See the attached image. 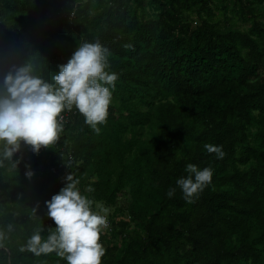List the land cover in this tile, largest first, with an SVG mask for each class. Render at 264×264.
Listing matches in <instances>:
<instances>
[{
    "label": "trees",
    "instance_id": "trees-1",
    "mask_svg": "<svg viewBox=\"0 0 264 264\" xmlns=\"http://www.w3.org/2000/svg\"><path fill=\"white\" fill-rule=\"evenodd\" d=\"M97 42L118 77L99 131L73 108L53 144L0 157V264H67L27 241L69 175L108 212L102 264H264V0H0V80L54 83ZM189 163L213 171L191 203Z\"/></svg>",
    "mask_w": 264,
    "mask_h": 264
},
{
    "label": "clouds",
    "instance_id": "clouds-1",
    "mask_svg": "<svg viewBox=\"0 0 264 264\" xmlns=\"http://www.w3.org/2000/svg\"><path fill=\"white\" fill-rule=\"evenodd\" d=\"M109 68L107 50L98 42L76 48L53 75L54 83L34 75L31 64L12 65L0 80V157L11 160L22 142L36 153L41 146L53 144L63 127L62 113L73 108L83 115L86 124L99 131L97 126L106 121L111 90L118 78ZM204 147L218 159L224 157L222 146ZM185 171L187 176L178 178L176 185L185 201L191 203L211 183L213 171L191 163ZM25 175L30 178L33 173L29 170ZM77 183L69 175L66 185L46 201L55 230L47 239L42 238L40 230L34 232L27 247L37 255L56 251L67 264H102L105 249L100 237L109 216L93 210L92 201L81 194ZM174 194L175 188L167 192L169 197Z\"/></svg>",
    "mask_w": 264,
    "mask_h": 264
},
{
    "label": "built area",
    "instance_id": "built-area-1",
    "mask_svg": "<svg viewBox=\"0 0 264 264\" xmlns=\"http://www.w3.org/2000/svg\"><path fill=\"white\" fill-rule=\"evenodd\" d=\"M62 116H63V120L61 121V123H62V125L63 124H65V123H67L68 122V114H62ZM99 213V212H98ZM99 214H101V213H99ZM101 215H103V214H101ZM106 216V215H105ZM107 217V216H106ZM107 221H108V217H107ZM108 225V224H107Z\"/></svg>",
    "mask_w": 264,
    "mask_h": 264
},
{
    "label": "rangeland",
    "instance_id": "rangeland-1",
    "mask_svg": "<svg viewBox=\"0 0 264 264\" xmlns=\"http://www.w3.org/2000/svg\"><path fill=\"white\" fill-rule=\"evenodd\" d=\"M102 212L105 213L106 215H108V212L107 211H104V208H102ZM109 216V215H108Z\"/></svg>",
    "mask_w": 264,
    "mask_h": 264
}]
</instances>
